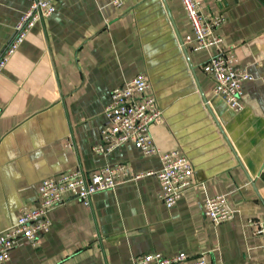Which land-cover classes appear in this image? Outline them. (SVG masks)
Wrapping results in <instances>:
<instances>
[{
  "label": "crops",
  "instance_id": "0c3cea01",
  "mask_svg": "<svg viewBox=\"0 0 264 264\" xmlns=\"http://www.w3.org/2000/svg\"><path fill=\"white\" fill-rule=\"evenodd\" d=\"M32 0H0V52ZM222 14V49L253 79L240 109L213 93L201 66L216 48L192 50L180 0H56L0 70V232L22 206H34L40 181L63 172L124 163L135 173L160 168L131 143L96 153L111 91L145 73L162 122L150 126L162 151L190 160V186L171 208L157 198L155 174L96 192L49 212L36 247L19 239L4 264H133L145 254L180 252L204 264H264V0H201ZM71 144V146H67ZM224 195L233 217L214 225L207 197ZM249 220L251 222L249 223ZM193 259L180 264H189Z\"/></svg>",
  "mask_w": 264,
  "mask_h": 264
},
{
  "label": "built area",
  "instance_id": "2783aa9c",
  "mask_svg": "<svg viewBox=\"0 0 264 264\" xmlns=\"http://www.w3.org/2000/svg\"><path fill=\"white\" fill-rule=\"evenodd\" d=\"M109 1L117 9L124 4V0ZM180 2L191 27V33L182 41L183 45L189 44L194 51L216 48V52L209 54L201 68L212 80L213 93L233 110L240 109L242 84L254 77L238 66L235 54L221 48L223 37L220 31L226 18L222 14L204 13L201 0ZM55 10L56 0H32L0 52V70L34 24ZM104 115L106 121L100 129V142L93 147L96 153L107 154L125 143H131L145 155L158 156L160 168L155 172L135 173L130 166L118 163L97 170L74 169L43 178L38 186L36 204L22 206L13 225L0 232V264L7 261L19 239H27L33 247L39 245L41 236L51 227L49 212L70 199H78L88 206L96 192L113 189L126 180L155 174L159 182L157 198L166 208H171L190 186L193 167L188 157L179 149L164 152L153 141L150 126L161 123L163 118L156 98L150 92V81L145 73L136 74L111 91ZM203 212L214 225L230 220L234 214L221 194L207 197ZM254 232L261 238V248L264 250V223H259ZM191 258L193 261L189 264L205 263L200 256L191 257L180 252L172 257H163L159 253L145 254L135 258L133 264H180Z\"/></svg>",
  "mask_w": 264,
  "mask_h": 264
},
{
  "label": "water",
  "instance_id": "95a60500",
  "mask_svg": "<svg viewBox=\"0 0 264 264\" xmlns=\"http://www.w3.org/2000/svg\"><path fill=\"white\" fill-rule=\"evenodd\" d=\"M179 40H180V43L182 44V47H183V50H184L185 54H187L186 49H185V47H184V45H183V43H182L181 38H180Z\"/></svg>",
  "mask_w": 264,
  "mask_h": 264
}]
</instances>
